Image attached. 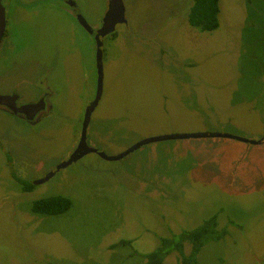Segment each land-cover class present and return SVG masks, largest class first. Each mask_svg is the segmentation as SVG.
Returning <instances> with one entry per match:
<instances>
[{"label":"rangeland","instance_id":"rangeland-1","mask_svg":"<svg viewBox=\"0 0 264 264\" xmlns=\"http://www.w3.org/2000/svg\"><path fill=\"white\" fill-rule=\"evenodd\" d=\"M73 1L89 26L102 21L106 0ZM122 1L127 22L102 39L89 146L115 155L171 133L264 138V0H219L211 32L189 25L193 0ZM2 3L0 95L23 103L46 91L51 109L28 122L0 108V264H142L162 238L211 217L225 235L205 243L196 264H264V141L170 139L115 161L88 153L54 171L95 94V41L62 0ZM53 195L70 207L31 210ZM162 264L188 263L171 251Z\"/></svg>","mask_w":264,"mask_h":264},{"label":"water","instance_id":"water-1","mask_svg":"<svg viewBox=\"0 0 264 264\" xmlns=\"http://www.w3.org/2000/svg\"><path fill=\"white\" fill-rule=\"evenodd\" d=\"M78 19L82 23L83 27L87 30L89 34L93 36L95 41V68H96V89L95 94L92 101L86 106L83 113V118L81 122V131L78 140L77 147L74 151L70 154L66 161L59 163L56 166V169L63 168L68 164L77 161L84 155L88 153H97L102 159L107 161H115L119 160L129 153L133 152L134 150L138 149L142 145L148 144L150 142L156 141H163V140H170V139H185V138H204V137H224V138H231L236 139L242 142H247L251 144H259L264 141V138L259 140H250L244 137H240L231 133H224V132H214V131H203V132H190V133H171V134H163L158 136L147 137L138 142L134 143L133 145L129 146L126 150L115 154V155H107L103 151H99L95 147L89 146L86 141V131L90 121V117L92 112L94 111L95 107L98 104V101L101 97V89H102V78H103V67H102V38L115 30L116 24H121L126 22L125 13H124V4L122 0H109L107 10L105 15L102 19V25L100 28L94 30L90 27L84 19H82L78 15ZM5 30V8L0 0V42ZM14 96H7V95H0V104L8 106L11 108L12 100ZM10 101V103H8ZM42 107V103H35V104H27L22 106L18 109H15V112H27L30 110H37ZM45 180V179H44ZM43 179H39L35 181V183L42 182Z\"/></svg>","mask_w":264,"mask_h":264},{"label":"trees","instance_id":"trees-1","mask_svg":"<svg viewBox=\"0 0 264 264\" xmlns=\"http://www.w3.org/2000/svg\"><path fill=\"white\" fill-rule=\"evenodd\" d=\"M219 11V0H193L187 13V20L193 28L211 32L218 28ZM70 205L71 200L68 197L53 195L34 200L31 210L38 214L55 215L66 211ZM224 235L225 231L217 228L215 219L208 218L194 229L162 238L160 244L146 254V260L142 264H162L171 251L177 252L184 263L196 264L201 247L209 241L219 240ZM185 243L190 244L188 254L183 252Z\"/></svg>","mask_w":264,"mask_h":264},{"label":"flooded vegetation","instance_id":"flooded-vegetation-1","mask_svg":"<svg viewBox=\"0 0 264 264\" xmlns=\"http://www.w3.org/2000/svg\"><path fill=\"white\" fill-rule=\"evenodd\" d=\"M63 2H64V7H66V8H70L71 9V11L73 12V14L75 15V18L77 19V21H78V23L81 25V26H83L82 25V23L80 22V20L78 19V15L82 18V19H84L82 16H81V14H82V12L80 11V9H79V7H78V5L73 1V0H62ZM107 1V6H108V1L109 0H106ZM107 9V8H106ZM124 13H125V18H126V11H125V6H124ZM126 22H127V20H126ZM125 22V23H126ZM125 23H121V24H125ZM5 24H6V20H5ZM101 25H102V21H100V23L97 25V26H95L93 29L94 30H96V29H98V28H100L101 27ZM117 25V24H116ZM91 27V26H90ZM196 29V28H195ZM86 30V29H85ZM198 30V29H197ZM87 31V30H86ZM199 31V30H198ZM200 32H202V31H200ZM5 34V30H4V33H3V36H2V38L5 36L4 35ZM113 34H114V31L112 32V33H110V34H108V35H106V36H113ZM91 35V34H90ZM92 36V35H91ZM106 36H104V37H106ZM93 37V36H92ZM103 37V38H104ZM102 38V39H103ZM2 40V39H1ZM102 46H103V41H102ZM103 53V52H102ZM96 77H97V75H96ZM7 96H14V98H13V100H12V102H11V104H12V106H11V108L10 107H8V106H5V105H2V104H0V108H3V109H5L6 111H8V112H10V113H12V114H14V115H17V116H20L21 118H23V119H25L26 121H28V122H33L34 120H38V119H41V118H43L49 111H50V109H51V105H50V102H49V93L48 92H46V91H43V93L42 92H40V93H37L36 95H37V97H36V99L35 100H31V101H28V102H23V103H21L19 100H20V97L17 95V94H15V93H11V94H6ZM39 102H41L42 103V107L41 108H39V109H35V110H30V111H27V112H15L13 109L15 108V109H18V108H20V107H22V106H25V105H27V104H35V103H39ZM8 103H10V101H8ZM90 103V102H89ZM88 103V104H89ZM14 107V108H13ZM86 108V107H85ZM82 118H83V116H82ZM82 122V121H81ZM80 136V135H79ZM79 140V139H78ZM77 144H78V142H77ZM77 147V145L75 146V148ZM126 150V149H125ZM74 151V150H73ZM72 151V152H73ZM100 151V150H99ZM71 152V153H72ZM130 154V153H129ZM128 154V155H129ZM108 155V154H107ZM70 156V155H69ZM68 156V157H69ZM127 156V155H126ZM125 156V157H126ZM124 158V157H123ZM68 159V158H67ZM67 159H65L64 161H66ZM63 162V161H62ZM71 164V163H70ZM69 165V164H68ZM67 165V166H68ZM67 166H65V167H67ZM64 168V167H63ZM59 169H61V168H59ZM58 169V170H59ZM54 171H57V169L55 168V170ZM54 171H52V172H50V173H48L47 175H45L42 179H43V181L42 182H40V183H43L44 181H46L47 179H49L53 174H54ZM45 179V180H44ZM39 180V179H38ZM35 181H37V180H35ZM35 181L32 183V184H27V185H22V189H23V191H25V192H28V191H30V190H32V188H33V186L34 185H36V184H40V183H35ZM28 187V188H27Z\"/></svg>","mask_w":264,"mask_h":264}]
</instances>
